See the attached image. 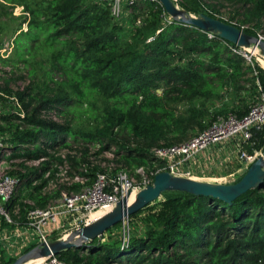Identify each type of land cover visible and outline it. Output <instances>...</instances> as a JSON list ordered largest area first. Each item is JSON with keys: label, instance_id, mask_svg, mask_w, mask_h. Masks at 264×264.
<instances>
[{"label": "trees", "instance_id": "obj_1", "mask_svg": "<svg viewBox=\"0 0 264 264\" xmlns=\"http://www.w3.org/2000/svg\"><path fill=\"white\" fill-rule=\"evenodd\" d=\"M225 3L237 5L230 17L237 16L236 27L243 26L250 35L261 34L264 0H179L186 11L229 24L230 20L219 16ZM37 4L24 3L31 19L14 38L17 54L25 61L22 55L30 49L23 40L33 42L30 48L50 50L51 66L61 78L54 80L50 75L53 85L39 87L33 82L15 92L8 80L0 85V99L14 96L20 105L0 113L4 136L0 151L8 153L2 157L22 163L38 160L27 173H10L18 178V188L40 181L33 186L40 191L64 163L69 175L91 184L97 172L105 171L88 159L91 147L96 148L93 155L111 154L105 161L119 165L112 173L125 168L155 170L163 161L150 153L151 148L181 143L192 123L203 126V111L191 108L184 116L177 112V103L217 98L226 85L244 88L240 83L249 84L250 93L264 95V68L258 62L248 64L233 52L234 44L216 34L209 38L207 32L169 18L157 0H139L131 7L134 19L129 29L114 21L103 3L42 0ZM139 4L146 11L138 13ZM138 17H142L140 25L135 23ZM249 107L236 106L230 113L240 117ZM80 113L94 121L88 129L73 123ZM57 115L64 121L57 120ZM245 146L249 153L263 150L264 124L252 129ZM62 148L67 150L63 156L57 151ZM161 196L127 217L129 224L142 220L143 232L129 234L126 241L121 237L103 241L102 235L87 245L61 250L57 256L65 264H264V181L231 204L183 191H166ZM44 199L37 195V205H44ZM17 204L23 219L16 221L23 224L25 206L20 207L13 197L7 207L11 210ZM12 261L0 251V264Z\"/></svg>", "mask_w": 264, "mask_h": 264}, {"label": "built area", "instance_id": "obj_2", "mask_svg": "<svg viewBox=\"0 0 264 264\" xmlns=\"http://www.w3.org/2000/svg\"><path fill=\"white\" fill-rule=\"evenodd\" d=\"M92 1L106 4L110 9L113 20L121 23L124 21L125 16L130 13L131 7L139 0ZM207 35L211 38L214 33L207 31ZM231 48L233 52L248 58L242 52L245 47L234 44ZM260 57L262 56L260 55ZM11 99L17 105V108H19L18 100L14 96ZM3 112L5 111H2L0 108V113ZM263 124L264 95L260 94L249 107L248 112L243 116L239 117L235 113L217 116L210 127L187 141L171 146H156L151 148L150 153L155 158L163 161V164L160 168L151 171L149 174H143L138 182L134 181L127 171L123 169L115 173L97 172L92 183L85 186L84 189L74 193L62 192L60 199L55 204L44 208L34 206L30 210H27L26 221L23 224H20L13 218V215L19 213L18 204L11 210L7 207V203L11 201L17 192L19 180L16 176L11 175L3 169L0 164V251H5L14 257L15 254L20 253L27 246L31 244L39 245L46 241L47 234L64 227L65 222L69 219L85 218L81 224L82 226L92 222H86V219L93 211L111 210L127 194L130 196L132 193H137L140 189L152 184L154 175L159 171H168L174 176L196 178L198 176L196 175V171L200 172L198 171L200 170L198 169V165L201 162L200 158H203V155L206 153L207 157L209 156L208 159L214 158V161H211V163L216 162L219 166L226 163L233 164V162L238 161L247 168L258 156L262 155V149L249 153L245 150L244 146L249 144L252 129L259 128ZM3 137L0 136V147L3 143ZM227 141H231V149L225 158H222L220 152L221 149L227 148V146L223 145V142ZM215 145H219L216 151L213 149ZM7 154L3 150L0 151V163L3 161L2 156H6ZM30 162L38 164V160ZM64 164L65 170H67L68 166L66 163ZM235 173H230L227 177L235 179ZM73 179L78 182H82L83 180L82 177L77 175L73 176ZM80 227L77 224L71 230V233ZM128 237L129 233L123 231L121 239L126 241ZM42 258L39 264H65L55 254L42 256Z\"/></svg>", "mask_w": 264, "mask_h": 264}, {"label": "rangeland", "instance_id": "obj_3", "mask_svg": "<svg viewBox=\"0 0 264 264\" xmlns=\"http://www.w3.org/2000/svg\"><path fill=\"white\" fill-rule=\"evenodd\" d=\"M41 1L42 0H10L6 2L4 0H0V85L3 86L5 81L8 80L9 81L8 86L13 92L17 90H21L22 88L30 84H34V83H36L39 87H42L44 84L53 85L51 81L49 80L50 75L54 78V80H59L61 78V76L58 74L59 72L54 70L51 66L50 50L42 49V48H39V49L30 48L33 45V42L30 40H23V44L25 45L26 49L27 48L30 49L27 52L25 51L24 54L22 55L25 57L24 58L25 61H23L19 59L18 54H17L18 50L16 49L15 44H14V38L16 37V34L20 30L25 31L31 19V14L24 6V3L35 7L36 5H38L37 3ZM89 1H92V0H89ZM174 2L179 8L183 9L179 5V0H174ZM139 5L141 9H139L140 12L138 13L146 11V7H143L142 4H139ZM236 6L237 5L235 4L225 3L224 6L220 8L219 16L223 18L224 20H230L231 23L229 24L234 25V23H238L236 19L237 16H234L235 18L234 17L230 18L232 17V15H234L233 9ZM132 10L133 9H131L130 13L125 16L124 21L121 22L128 29L132 26L133 19H134V17L132 16L133 14ZM186 12L187 14L192 15V16L199 15L198 13H193L189 11H186ZM138 18L139 19H135V23L137 25H140L141 22L139 20L142 19V17H138ZM169 21L170 20H168L167 22ZM244 25H247V24H244ZM240 29L243 30V26L240 27ZM258 32L262 34V35L261 34H258V35H261L264 37V19L262 21V26L258 28ZM259 50L255 49L253 44H250L249 46L245 47L244 50H242V52L246 54L248 58L249 57L250 58L249 59L246 57H243V58L250 65L251 64L254 65L255 62H258L260 66L264 68V60H262V57H260L261 54ZM181 63H184V61L182 60ZM240 85L242 86L245 85V87L240 88L239 90H236L233 84L224 86L223 88L220 89L219 91L220 96L217 98L215 97L207 98V99L197 98L191 102L177 103L176 104L177 112L184 116L188 115L191 108L192 110H195L196 113H198L199 111L201 112L203 111V115L202 117H200L202 119V125H203L202 128L198 126L197 124L192 123L190 125V128L186 130V133H185L186 138L183 141H187L191 139L192 137L196 136L198 133L202 132L203 130H206L208 127L211 126L212 122L215 120L217 116H225L229 114L231 109L235 108L236 106L237 107L238 106L247 107V108L251 106L256 100V98L258 97V95H256L255 92L250 93L249 84L240 83ZM158 91L160 92L161 90H158ZM6 97L4 99H0V108L2 109V111L10 112V111L17 110L18 109L17 105L14 103L11 97L9 96L7 98ZM97 105L100 106L99 100L97 102ZM55 117L57 120L61 122L64 121V118L59 115ZM73 123H75L76 127L79 129H88L89 127L93 125L94 121L90 119L87 116V114L80 113L78 114V117L76 116L74 118ZM2 134L3 133H0V136H3ZM69 143L72 147H75V149H79L76 143L72 141H69ZM231 144H232L231 141L223 142V145L229 146V151L231 149L230 148ZM218 146L219 145L213 146V149H216ZM244 148L245 150L247 149L246 146H244ZM95 150L96 148L91 147L89 157H88L89 160L93 161V164L100 165L101 167H103L105 172H108V173H112V169L115 166L119 167V165H116L113 162L105 161L106 158L111 159V154L109 152H104L98 155H93V152ZM57 151H58V154H61L62 156L65 155V153L67 152V150L64 148L57 149ZM221 157L225 158V155H221ZM201 159L202 157L200 158V161ZM2 160L3 161L0 163L1 167L5 169L6 171H8L9 173H12V172H15L16 174L27 173L32 169V167H35L37 165L32 162L22 163V162H19V160L9 161V160H6L5 158H3ZM203 161H205V163L202 164V162H200L201 167H200V170H198L200 172L198 173L196 171V175L201 177L199 178L200 180L209 181L211 177L209 176L210 179H207V153L203 155ZM234 164H236V167L233 166L234 168H239V170L236 171L234 175V178L236 179L237 177L242 176L247 168H245L244 165H241L240 162L238 161H236ZM64 165L57 166V171L55 172L53 177L49 180L47 185L38 192L34 191L33 186L38 185L40 181H35L34 183L30 185H25V184L20 185L14 197H16V201L20 203L21 205L20 207L25 206L23 209L21 208L23 212H27V210H30L34 206H37L39 208H44V207L53 205L60 199L62 192L74 193L81 189H84L85 186L88 185L86 184L87 183L86 180L83 179L82 182H80L81 183L80 187H77V188L72 187L71 186L72 183L78 182V181L74 180L73 176L67 173V170H65ZM139 169H136L135 171H132V172L129 171L128 168H125L124 170H126L127 173L136 182L140 180L143 174L146 175V174H149L151 171H153V169H146L144 167H142V169L141 168ZM203 175H206V176H203ZM235 179H230L227 177V173H223V174L218 175V178L216 180L211 179V181L220 182V183H232L235 181ZM55 193H60V194L59 196L55 198H51V196L54 195ZM37 195L41 197H45V199L43 200L45 201L44 205L42 206L37 205L36 203ZM91 216L92 214L90 215V219H91ZM13 218H15L18 221L23 219L20 213L17 215H13ZM126 219H124L118 227L112 228L111 231L105 232L103 234L102 240L107 241L110 238L121 237L123 234V231L125 233L128 232L129 234H138L139 232H143V230L146 228L145 223H143V221L140 219L130 224ZM84 220L85 218L67 220L65 222L64 227L56 229L50 232L49 234H47L46 235L47 240L60 239L66 236L67 234H70L71 230L74 229L77 224L79 226H82L81 224L84 222ZM24 251L25 249H23V251H21L20 253L15 254L14 257H10V258L14 260L20 254L24 253ZM3 256L5 257V259L9 258L6 253H3Z\"/></svg>", "mask_w": 264, "mask_h": 264}, {"label": "water", "instance_id": "obj_4", "mask_svg": "<svg viewBox=\"0 0 264 264\" xmlns=\"http://www.w3.org/2000/svg\"><path fill=\"white\" fill-rule=\"evenodd\" d=\"M165 13L179 22L193 25L202 31L213 32L220 38L237 46L247 47L253 44L260 49L264 57V38L260 35H250L240 28L228 24L218 18L201 13L192 16L179 8L174 0H157ZM264 181V148L235 182L220 183L203 181L194 178L174 176L168 171H159L154 175L153 183L140 189L134 199L129 202V194L119 200L114 207L103 213L92 222L75 229L67 239L46 240L35 245L15 258L10 264H20L33 257L57 255L61 250L89 244L93 239L100 238L109 228L122 222L132 213L159 199L166 191H183L196 196H210L231 204L236 198L252 188H258Z\"/></svg>", "mask_w": 264, "mask_h": 264}, {"label": "crops", "instance_id": "obj_5", "mask_svg": "<svg viewBox=\"0 0 264 264\" xmlns=\"http://www.w3.org/2000/svg\"><path fill=\"white\" fill-rule=\"evenodd\" d=\"M223 149H221L220 153H221V155H225L226 156V154L229 151V146H227V148H223ZM214 151H216V149H214ZM208 158H209V156L207 157V179H210L209 178V176H210L211 179L216 180L218 178V175H220V174L227 173V175H229L230 173L236 172L239 169V168H234L233 167V166L236 167V164H234V163L233 164L232 163H226L225 165L219 166V165H217L216 162L211 163V161H214V158L213 159H208ZM201 162H202V164L205 163V161H203V158L201 159ZM200 167H201V163L199 164V168L198 169H200ZM203 176H206V175H203ZM197 177H198L197 179L201 178L199 176H197ZM203 179H205V178H203ZM211 179L209 180L210 182H212ZM2 252L6 253L5 251H2ZM6 254L8 255V257H12V255H10L8 253H6Z\"/></svg>", "mask_w": 264, "mask_h": 264}, {"label": "bare ground", "instance_id": "obj_6", "mask_svg": "<svg viewBox=\"0 0 264 264\" xmlns=\"http://www.w3.org/2000/svg\"><path fill=\"white\" fill-rule=\"evenodd\" d=\"M255 49L259 50L258 47H255ZM259 51H260V50H259ZM262 60H264V57H262ZM197 178H198V177H196V178H194V179H197ZM198 180H200V179H198ZM135 194H136V193H132V194L129 196V198H128V201H129V202H131V201L134 199ZM95 212H96V213H95ZM95 212H93L94 214L91 213V214H92L91 219H90V215H91V214L87 217L86 222L93 221L94 219L98 218L99 216H101L103 213H105V212H107V211H105V210H98V211H95ZM92 217H93V219H92ZM70 234H71V233H70ZM70 234L64 236L63 238H64V239H67V238L70 236ZM42 259H43L42 256H40V257L28 258V259L24 260L23 262H21L20 264H39V263L42 261Z\"/></svg>", "mask_w": 264, "mask_h": 264}]
</instances>
